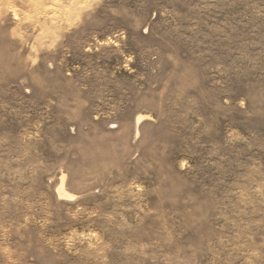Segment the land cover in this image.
Masks as SVG:
<instances>
[{"label":"rangeland","instance_id":"374dc122","mask_svg":"<svg viewBox=\"0 0 264 264\" xmlns=\"http://www.w3.org/2000/svg\"><path fill=\"white\" fill-rule=\"evenodd\" d=\"M0 264H264V0H0Z\"/></svg>","mask_w":264,"mask_h":264}]
</instances>
